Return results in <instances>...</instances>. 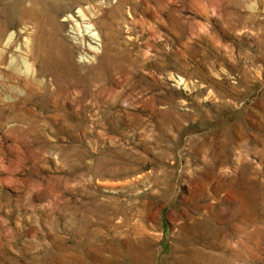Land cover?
Segmentation results:
<instances>
[{"label": "rangeland", "instance_id": "1", "mask_svg": "<svg viewBox=\"0 0 264 264\" xmlns=\"http://www.w3.org/2000/svg\"><path fill=\"white\" fill-rule=\"evenodd\" d=\"M57 21L78 64L1 102L0 264H264V0H0L2 73Z\"/></svg>", "mask_w": 264, "mask_h": 264}, {"label": "bare ground", "instance_id": "2", "mask_svg": "<svg viewBox=\"0 0 264 264\" xmlns=\"http://www.w3.org/2000/svg\"><path fill=\"white\" fill-rule=\"evenodd\" d=\"M51 10L55 14L52 20H57V13L61 10V8L56 3H54ZM94 14H96V11L95 10L93 11L92 5H89L87 7L80 6L76 11V13H73V16L75 17V20L83 21L82 23L85 22V25H83V29H82V32L85 31L83 33L85 39H88L90 43H92L94 40H100L102 43V39L105 34L103 31L104 28L102 29L101 27L102 25L101 23L104 22L97 21ZM65 26H66L65 24L59 23L58 21L57 23H55V25H51V32L49 33L48 39L45 41H42L40 39V36H35V35L33 36L31 32L30 33L28 32L30 38L29 49L24 48L26 50L24 51V54L20 51H14L8 62H5V65L9 68L11 74H7V72L2 73L3 71L0 70V82L8 83L7 86H5L7 92L6 97L4 96L5 95L4 92L0 90V112L2 109L1 102L3 101L5 102L7 97H11L10 94L15 93L16 91L18 92V94H21L23 92L26 93L27 91L29 92L30 88L33 90L43 88L41 87L43 86V83L37 77V75L39 73L46 72V69L43 67H46L47 63H53V65L55 66H58L62 63L67 65L78 64L76 61H73L72 58L74 56V49L80 48L81 47L80 44L83 40L81 39L82 41L80 43L76 42V44L69 43L66 39V36L62 32L64 31ZM74 29H76L77 31L80 29V27L78 29L74 26ZM7 33L8 32L5 26L0 27V42L2 38L4 37L6 38L0 53V65L4 62L5 52L8 49H11L12 47L15 46L19 36V32H16L15 34L10 33L8 35ZM105 33L107 34L108 30H105ZM26 44H28L27 39H26ZM52 47H58L61 50V53H59V55L63 57L62 61H59L58 58L44 59L42 62L43 67L41 66V69L39 70L36 65L38 61L36 50L39 48H44L48 50L49 48ZM15 81L18 84H23L25 88L22 89L18 87V84H16Z\"/></svg>", "mask_w": 264, "mask_h": 264}]
</instances>
